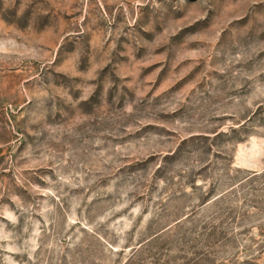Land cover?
<instances>
[{
  "label": "rangeland",
  "instance_id": "obj_1",
  "mask_svg": "<svg viewBox=\"0 0 264 264\" xmlns=\"http://www.w3.org/2000/svg\"><path fill=\"white\" fill-rule=\"evenodd\" d=\"M0 264H264V0H0Z\"/></svg>",
  "mask_w": 264,
  "mask_h": 264
}]
</instances>
